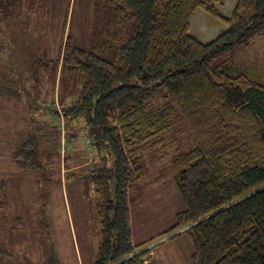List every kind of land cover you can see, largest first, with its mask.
Returning a JSON list of instances; mask_svg holds the SVG:
<instances>
[{
    "label": "trees",
    "instance_id": "1",
    "mask_svg": "<svg viewBox=\"0 0 264 264\" xmlns=\"http://www.w3.org/2000/svg\"><path fill=\"white\" fill-rule=\"evenodd\" d=\"M234 1L224 16L223 0H92L89 47L62 39L60 70L76 76L78 96L56 113L82 119L98 156L94 264H144L162 243L135 253L128 189L144 156L166 148L174 118L197 143L170 162L182 210L159 238L184 239L191 264H264V82L254 66L243 73L232 62L264 34V0ZM8 7L0 0V21ZM198 9L226 27L205 44L188 35ZM112 49L114 62L102 56ZM33 148L25 139L15 154L24 171L40 168Z\"/></svg>",
    "mask_w": 264,
    "mask_h": 264
},
{
    "label": "rangeland",
    "instance_id": "2",
    "mask_svg": "<svg viewBox=\"0 0 264 264\" xmlns=\"http://www.w3.org/2000/svg\"><path fill=\"white\" fill-rule=\"evenodd\" d=\"M234 2L223 0L219 13L229 16ZM91 15L92 0H9L1 17L0 264L97 260L101 196L90 180L97 151L87 144L81 118L61 121L56 113L78 96L76 76L60 70L62 39L68 33L75 45L88 48ZM225 28L198 9L188 35L205 44ZM250 43L234 51L232 62L243 73L254 66L264 82V34ZM102 56L115 61L113 49ZM173 120L166 148L144 156L128 189L132 243L139 245L135 253L162 242L144 264H191L193 249L184 239L167 240L175 232L159 238L182 210L170 162L197 143L185 122ZM70 132L75 139L64 144ZM25 139L33 140L38 170H22L15 158Z\"/></svg>",
    "mask_w": 264,
    "mask_h": 264
}]
</instances>
